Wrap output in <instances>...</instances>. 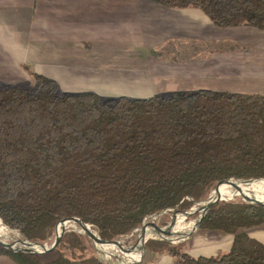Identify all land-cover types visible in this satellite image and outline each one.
I'll return each instance as SVG.
<instances>
[{"label":"trees","instance_id":"1","mask_svg":"<svg viewBox=\"0 0 264 264\" xmlns=\"http://www.w3.org/2000/svg\"><path fill=\"white\" fill-rule=\"evenodd\" d=\"M152 1L198 9L219 28L264 31V0ZM33 78L32 91L0 88V218L28 240L47 241L68 214L117 239L147 216L188 210L187 198L205 200L220 180L264 179V95L201 90L101 103L93 93L59 95L54 80ZM263 224L264 207L223 202L199 226L232 236L221 257L162 241L146 250L173 264H264V244L241 232ZM53 254L45 260L0 247L15 264H102L75 232Z\"/></svg>","mask_w":264,"mask_h":264},{"label":"crops","instance_id":"2","mask_svg":"<svg viewBox=\"0 0 264 264\" xmlns=\"http://www.w3.org/2000/svg\"><path fill=\"white\" fill-rule=\"evenodd\" d=\"M30 74L62 86H97L111 97L264 95V31L219 28L198 9L152 0H0V84ZM252 230L264 244V224L241 232ZM145 256L174 262L165 253ZM0 264L15 263L0 257Z\"/></svg>","mask_w":264,"mask_h":264},{"label":"water","instance_id":"3","mask_svg":"<svg viewBox=\"0 0 264 264\" xmlns=\"http://www.w3.org/2000/svg\"><path fill=\"white\" fill-rule=\"evenodd\" d=\"M242 182V183H248L253 184V183H260L261 185H263L264 187V179L263 178H259V179H223L220 180L215 188L209 193V195L207 196V198L205 200L202 201H195L192 198H187L189 200H191L193 202L192 206L188 209V210H180L178 209L176 206L175 208H170V209H166V210H162L157 214L154 215H150L147 216L143 222L141 224H139L136 228H134L131 232L117 238V239H113V240H104L102 239L98 232V235H95L90 228H92L91 225L85 224L80 218H78L75 215L72 214H68L65 216H62L61 218L58 219V221L56 222L55 228H54V232H53V239H49L47 241H31L28 240L20 231L18 230H14L11 229L9 227H6L5 224L3 223V220L0 218V225L5 227L9 232L16 234L18 236V238H14L11 236H3L0 234V247L15 253V254H34V255H39V256H43V255H47L50 254L52 252H54L55 250H57L60 246L62 237L68 233V232H75L78 233L84 237H87L89 239V241L92 243V245L95 247V249L97 250V245L99 246H105V247H109L110 249H122V250H132L134 246H136V244H138L139 248L142 251V255L141 258L143 257V255H145L146 252V246L147 244L154 242V241H162V242H167L170 244H179L184 242L188 237H190V235L192 234V231H190L183 239L179 240V241H172L168 238H164L162 236L165 235L164 233H166L167 231H169L172 226H173V217L175 214H182L186 217H190L193 215H197V218L195 219V229L193 230V232L196 229H199L200 223L202 221V219L205 217V215L209 212V210L220 204L223 202H231V201H242L248 205L251 206H258V207H264V192L263 194H256L253 193L251 191L246 190V192L240 191V189L237 191V193H227V194H218L219 193V188L221 185H223L224 183L227 182ZM170 212L173 211V217L171 219V221L169 223H167L166 225L164 224H154L153 227L157 230L156 234L150 238V239H137V238H132V236L134 235V233L141 227L144 225L145 220L147 218H152L154 216L156 217H160L162 214L166 213V212ZM70 224H74L77 227H79V229H74L71 228ZM128 242H132L130 248L128 249H124L123 245L125 243ZM141 258L138 261H134L131 264H136V263H140L141 262ZM99 260V259H98ZM100 261V260H99ZM102 264H105L103 262H101ZM119 264H123L118 262Z\"/></svg>","mask_w":264,"mask_h":264},{"label":"rangeland","instance_id":"4","mask_svg":"<svg viewBox=\"0 0 264 264\" xmlns=\"http://www.w3.org/2000/svg\"><path fill=\"white\" fill-rule=\"evenodd\" d=\"M165 54H166V52L163 54L161 53V55L164 56L165 58H171L170 57L171 55H165ZM182 56H184V55H179V57H182ZM172 57H173V55H172ZM31 70H33V69H31ZM58 84H57V86H58L57 94H59V95L93 93L96 96H98L99 101L101 103L111 102V101L117 100L119 98V96L118 97L117 96L111 97V96H114L113 93L97 92V86L95 87V89H90V88L89 89H82V87H77L76 85L62 86L61 83H58ZM3 85H5V84H0V88ZM11 86H18V87L25 88L28 91H32L35 88V81L33 78V74H30L29 79L23 80V81L19 82L18 84L11 85ZM120 97H126V96H120ZM128 98L138 99V98H134V97H128ZM172 217H173V211H170V212L167 211L166 213L162 214L160 217H157L156 224L161 225V224H163L162 223L163 221H167V223H169L171 221ZM196 218H197V215L190 216V217H188V221H192ZM151 219H152L151 217L147 218L145 220V222L151 221ZM188 226H191V223H188ZM3 229H6V228L3 227ZM92 229L95 232H98L94 227H92ZM183 231L185 232L186 229H184ZM6 235L14 237V238H18V236L16 234H13L9 231H6ZM248 235L251 238L260 237L258 234H256L254 232V230L249 231ZM49 239H53V237H50ZM231 243H232V236L231 235H228V234H225L222 232H217V231L196 229L194 232L192 231V234L190 235V237H188L184 242L179 243V244H183V248L181 249V252H185L191 256H207V257L219 258L223 254H225L229 251ZM131 244H132V242L125 243L123 245L124 249L130 248ZM179 244H176V245H179ZM91 245H92V243H91ZM92 247H93L95 255L97 256V259H99L100 262H103L105 264H119L118 261L116 260V258H114V257L110 261H107V262L104 261L99 256V253L97 252L95 247L93 245H92ZM147 252L148 251L146 250L145 255ZM53 253L54 252L45 256L44 259L49 260L51 258H54L55 254H53ZM161 254H163V253H161ZM145 255H143V257L141 258V262L136 263V264H161L157 261H155L153 263L147 261L145 258L146 257ZM0 257H4V258L8 259L7 255H1ZM78 264H80V263H78Z\"/></svg>","mask_w":264,"mask_h":264},{"label":"bare ground","instance_id":"5","mask_svg":"<svg viewBox=\"0 0 264 264\" xmlns=\"http://www.w3.org/2000/svg\"><path fill=\"white\" fill-rule=\"evenodd\" d=\"M240 189V191H251L256 194H263L264 187L260 183H242V182H227L220 186L219 193L218 194H227V193H237V191ZM157 217H152L151 221L145 222L143 226H141L132 236V238L137 239H150L152 238L157 230L153 227V225L156 223ZM191 223V226H188V223ZM71 228L79 229L74 224H70ZM166 225V224H165ZM5 228V227H4ZM186 229L184 232L183 230ZM195 229V219L192 221H188V217L182 215V214H175L173 217V226L172 228L162 234L164 238H168L172 241H179L183 239L190 231H193ZM90 230L95 234L98 235L97 232H95L92 228ZM6 229H3V226L0 225V234L3 236L6 235ZM97 252L99 253V256L104 261H110L113 257L116 258V260L123 264H131L134 261H138L141 258L142 251L139 248L138 244L133 247L132 250H116V249H110L109 247L105 246H99L97 245ZM121 254V255H120Z\"/></svg>","mask_w":264,"mask_h":264}]
</instances>
